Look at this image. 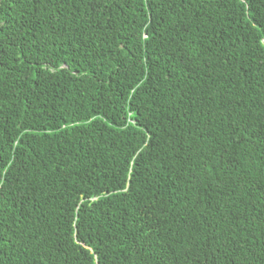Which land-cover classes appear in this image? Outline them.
I'll return each mask as SVG.
<instances>
[{"label": "trees", "instance_id": "16d2710c", "mask_svg": "<svg viewBox=\"0 0 264 264\" xmlns=\"http://www.w3.org/2000/svg\"><path fill=\"white\" fill-rule=\"evenodd\" d=\"M0 264H264V0H0Z\"/></svg>", "mask_w": 264, "mask_h": 264}]
</instances>
